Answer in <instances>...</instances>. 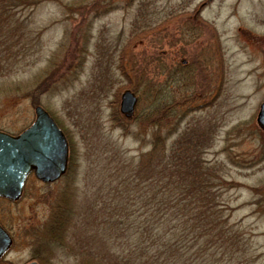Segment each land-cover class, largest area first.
Returning a JSON list of instances; mask_svg holds the SVG:
<instances>
[{
	"label": "rangeland",
	"instance_id": "374dc122",
	"mask_svg": "<svg viewBox=\"0 0 264 264\" xmlns=\"http://www.w3.org/2000/svg\"><path fill=\"white\" fill-rule=\"evenodd\" d=\"M127 1L13 0L12 17L0 19V131L19 133L33 122L34 108L41 107L72 148L63 179L42 184L30 177L19 202L0 201V221L13 238L1 264H101L102 259L115 264L117 255L127 254L126 243L119 241L102 251L98 240L93 253L77 249L74 254L51 242L48 251L44 241L56 205L74 210L77 222L100 226L102 209L119 202L111 185L103 190L106 178L110 184L118 179L108 170V156L95 154L97 139L135 157L149 150L150 141L144 144L130 135L141 138L134 131H145L132 123L126 133L116 125L120 93L133 91L136 80L132 74L125 79L119 70L123 53L147 63L149 77L157 72L159 80L167 72L160 66L183 60L191 64L194 54L202 58L197 65L204 70L201 84L207 94L212 95L213 80L217 88L216 96L204 102H214L189 112L177 133L165 135V143L170 147L188 125L204 136V127L213 129L203 159L221 165L220 174L230 183L220 200L230 210L228 222H240L246 235H252V248L244 247L248 264H264V131L255 121L264 103V0ZM101 2L102 7L105 2L114 5L99 15L95 11ZM148 23L153 32L143 28ZM189 25L197 28L195 39L184 38ZM159 30L166 35L155 34ZM113 160L122 163L118 156ZM66 237V245L75 240L85 245L87 235L76 225ZM206 256L201 251L190 264H203Z\"/></svg>",
	"mask_w": 264,
	"mask_h": 264
},
{
	"label": "trees",
	"instance_id": "16d2710c",
	"mask_svg": "<svg viewBox=\"0 0 264 264\" xmlns=\"http://www.w3.org/2000/svg\"><path fill=\"white\" fill-rule=\"evenodd\" d=\"M10 1L13 0H0L2 20L12 17ZM103 4L99 3V8ZM188 30L189 27L184 32ZM200 59L194 54L191 64L160 66L161 71L167 69V72L165 79L159 80L157 72L149 77L147 63H137L123 53L118 60L119 70L125 79L129 74L136 79L132 92L137 96V107L130 120L121 118L117 109L116 125L127 133L133 123L135 128L150 134L146 139L147 136L138 131L134 132L142 135L141 138L130 133L138 142L150 141L146 145L149 150L135 157L115 144L97 139L96 151L101 144L105 145L95 154L103 155L104 159L108 156L106 161H111L108 170L118 179H111L113 183L110 184L106 178L103 190L110 187L105 185H111L110 193L119 202L106 208H103L106 203L102 204L104 217H101L100 226L83 223L80 219L77 222V217L73 218L74 210L56 205L49 215L45 246L51 242V246L74 254L77 249L78 252L93 253L91 247L98 240V250L102 251L113 241L126 243L127 254L117 255L115 264H190L193 260L198 261L201 251L207 254L203 264H248L250 258L244 247L252 248V235H246L240 222H228L230 210L220 200L222 191L230 183L222 178L221 165L211 166L203 159L210 147L213 129L204 127V136L202 131L194 133L188 125L170 147L165 143L168 135L177 133L180 121L189 112L214 102L210 100L211 104H205L208 98L216 96L217 88L213 80L212 95L205 92L200 80L204 70L197 66ZM157 68L153 67L154 70ZM208 75L214 77L212 72ZM69 152L68 170L72 161L70 144ZM116 156L122 163L113 160ZM76 225L87 235L84 241L87 246L78 244L77 240L66 245V236ZM93 233L99 236L94 238L90 235ZM136 235H139L138 239ZM47 250L50 251L48 246ZM101 264L108 263L102 259Z\"/></svg>",
	"mask_w": 264,
	"mask_h": 264
},
{
	"label": "water",
	"instance_id": "95a60500",
	"mask_svg": "<svg viewBox=\"0 0 264 264\" xmlns=\"http://www.w3.org/2000/svg\"><path fill=\"white\" fill-rule=\"evenodd\" d=\"M136 99L125 91L119 111L126 117L133 112ZM34 121L22 133L10 136L0 132V198L16 201L26 177L32 172L42 183H52L65 173L67 141L53 119L41 107L34 108ZM257 126L264 130V103L256 115ZM10 238L0 227V258L10 246ZM28 264H36L30 262Z\"/></svg>",
	"mask_w": 264,
	"mask_h": 264
},
{
	"label": "flooded vegetation",
	"instance_id": "af4514ba",
	"mask_svg": "<svg viewBox=\"0 0 264 264\" xmlns=\"http://www.w3.org/2000/svg\"><path fill=\"white\" fill-rule=\"evenodd\" d=\"M111 2L113 1V0H110ZM117 1H119V0H117ZM111 2H105V3H107L108 5H106V6H104V7H102V8H100V9H98L97 10V13L100 15V14H103V13H107L108 11H110L111 9H112V6L114 5V3L113 4H111ZM131 2H132V0H128L126 3H130L131 4ZM143 28H147L148 30L147 31H151V32H153V27L151 26V24H145L144 26H143ZM189 28H190V30H189V32L188 33H185V35H184V38L185 37H187V39H195L196 38V32H197V30H194L196 27L195 26H189ZM152 34H154V33H152ZM155 34H164V35H166V33H164L162 30H159V31H157V32H155ZM162 39L164 38V36H162L161 37ZM108 46H110V45H108ZM183 63L185 62L184 60L182 61ZM119 114H120V116H121V118H123V119H126V120H130V119H132V117H133V115H132V113H131V115L129 116V117H125L124 115H122L120 112H118ZM57 125V124H56ZM30 126V125H29ZM28 126V127H29ZM28 127H26L25 129H23V130H21L19 133H17V134H15V135H11V136H17V135H19L20 133H22L24 130H26ZM57 127H58V129L63 133V135H64V137L66 138V140H67V143H68V159H69V154H70V152H69V139H68V136L60 129V127L57 125ZM67 159V166H66V170H65V173L61 176V177H59V179L58 180H60L61 178L63 179L64 177H65V175H66V173H67V171H68V167H69V160ZM30 177H33L37 182H39V183H42V182H40V181H38L36 178H35V176H34V174L31 172L27 177H26V179H25V182H24V185H23V188H22V191H21V195H20V197H19V199L18 200H16V201H12V202H10V201H7V200H4V199H0V201H5V202H8V203H16V202H19L20 200H21V198L23 197V193H24V190H25V188H26V184H27V181H28V179L30 178ZM57 180V181H58ZM56 182V181H55ZM43 184V183H42ZM45 184V183H44ZM49 184H51V183H49ZM0 227L4 230V232L9 236V238H10V241H11V243H10V246H9V248H8V250L2 255V257L0 258V264L2 263V261H3V258H5V256L10 252V250H11V248H12V246H13V238H12V236L10 235V233L8 232V230H6V228H5V226L3 225V223H1V221H0ZM45 237V236H44ZM46 247V246H45Z\"/></svg>",
	"mask_w": 264,
	"mask_h": 264
}]
</instances>
